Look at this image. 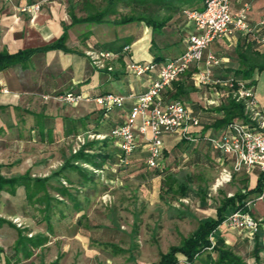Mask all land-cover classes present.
I'll use <instances>...</instances> for the list:
<instances>
[{"label": "crops", "instance_id": "obj_1", "mask_svg": "<svg viewBox=\"0 0 264 264\" xmlns=\"http://www.w3.org/2000/svg\"><path fill=\"white\" fill-rule=\"evenodd\" d=\"M245 1L249 3L248 17L250 23L255 26L254 32L243 34L235 31L230 35H221L209 44L204 50V55L210 51L220 59L219 64L211 68L213 78L236 76L252 85L259 108L264 111V51L258 47L255 38V34L264 33V24L258 25L260 21H264V0H230L232 10L236 11ZM66 2L67 0H0V50L5 49L14 53L25 48L40 47L56 42L63 33L66 34L65 48L55 47L35 52L25 61L0 69L2 168L9 163L7 161L13 153L23 151L25 141L37 143L49 142L47 140L50 139V142H54L65 134L78 135L87 132L106 134L112 126L123 121L132 98H127L123 107L113 108L107 113L103 112L93 98L106 92L137 94L146 90L155 78L156 70L141 76L127 73L125 69L127 56L115 60L111 71L96 69L86 53L92 44L100 45L115 39L129 38L132 39L129 54L133 59L149 61L160 56L158 60L156 59L160 64L185 49L187 37L193 30L183 14L173 12L166 25L155 32L141 21L135 26L134 32L126 33L124 30L113 29L109 37L101 39L93 32L92 23L71 21L70 7ZM199 2H201L200 6L197 2L193 7H202L203 0ZM36 3L39 4V10L34 13L29 11L28 6ZM203 66V62L191 64L182 76L165 87L160 98L163 102L180 98L187 108L198 116L199 125L189 128L196 137L191 141L196 140L198 149L196 154L201 158L200 161L216 167L220 166L221 169L223 157H220L217 150L205 142L203 137L210 134L208 131L205 132L206 126L221 116L220 106L230 97L228 94L230 90L224 85H197L194 81V73ZM179 83L182 84L181 88L177 87ZM180 89L184 92L183 95L174 97ZM67 91L81 93L91 99H82L74 106L62 102L60 109L56 99L43 97ZM44 118L50 119V135L44 136L47 133L46 128L41 131L39 127ZM221 129L222 127L212 131V135H218ZM163 140L166 150H178L176 147L181 138L176 134H165ZM143 143L141 140L139 147H142L145 162L146 152ZM114 147L110 149L111 152L118 154L119 149L115 145ZM181 153L187 155L186 151ZM226 164L228 165L229 162L227 161ZM2 168L1 173H3ZM238 173L247 174L249 177L248 189L255 186L258 170ZM210 191L214 193L217 190L211 185ZM261 194L262 191L251 193L247 199L252 201L251 214L257 215L258 218H264V195L260 197ZM23 199H26L25 194L23 195V185L17 186L14 193L8 190L0 191V211L7 202L23 205ZM211 210L214 213L209 216L215 214L216 208ZM218 235L242 255L247 263L264 264V227L253 235L218 227L213 237ZM14 240L15 238L12 241ZM256 241L260 246V262L254 259L252 253ZM0 243H2L1 238ZM12 259L16 260L17 257L11 255L9 260ZM4 263L0 258V264Z\"/></svg>", "mask_w": 264, "mask_h": 264}, {"label": "rangeland", "instance_id": "obj_2", "mask_svg": "<svg viewBox=\"0 0 264 264\" xmlns=\"http://www.w3.org/2000/svg\"><path fill=\"white\" fill-rule=\"evenodd\" d=\"M66 3L80 18L105 11L99 21L90 22L101 39L109 37L113 29L134 32L141 22L138 16L162 19L170 15L165 9L157 12L158 3L154 0ZM197 4L200 6L201 2ZM124 16L134 19L121 23ZM58 102L61 109L62 102ZM87 134L78 135L81 139L83 136L100 139ZM78 140L77 135L65 134L54 142L25 141L23 151L13 153L9 163L1 167L6 177L24 173L33 178L48 177V195L43 203L23 199V205L10 202L3 205L0 258L4 264H155L160 253L180 244L196 229L200 219L213 214L211 208H216L229 194L250 186L247 174L237 173L212 193L210 187L220 166L196 162L180 150L164 149L159 167H148L142 147L129 156L127 164L106 167L97 171L94 180L80 184L78 175L70 168H63L58 175L54 173L71 155ZM107 147L114 149V143L108 140ZM83 166L91 168L85 163ZM58 185L68 188L70 195L57 194L52 188ZM41 194L43 191L38 196ZM46 201L51 204L49 219L44 217ZM15 217L20 218L21 226L13 222ZM254 217L259 224L264 222V218ZM19 230L23 233V255L18 254L16 260L10 261ZM177 255L179 264H183L184 258L180 253Z\"/></svg>", "mask_w": 264, "mask_h": 264}, {"label": "built area", "instance_id": "obj_3", "mask_svg": "<svg viewBox=\"0 0 264 264\" xmlns=\"http://www.w3.org/2000/svg\"><path fill=\"white\" fill-rule=\"evenodd\" d=\"M28 10L33 13L38 11L39 4L29 5ZM248 10L249 3L245 1L236 11H233L230 0H203L201 8H184L183 15L193 27L187 37L186 47L177 56L168 58L160 64L153 60L133 59L129 54L130 44H125L118 51L89 48L86 53L96 69L111 71L113 60L127 56L125 69L129 74L141 76L156 70L155 78L146 90L140 93L123 95L106 92L93 98L101 108L107 110L113 107L121 108L127 98H132L123 121L115 125L108 134L119 149L118 166L128 163L129 156L139 147L141 140L144 142L146 165L157 168L165 149L163 140L165 134H176L179 138H191L192 133L189 128L199 125L198 116L188 109L180 98L163 102L160 95L165 87L179 78L191 64L203 62L204 66L199 67L194 73L195 83L227 86L230 90L228 94L236 101L243 103L246 115V118H234L222 127L218 135L209 137L211 146L223 154L222 166L212 188L217 190L238 172L251 173L254 170L264 172V111L259 108L252 85L236 76L213 78L211 68L218 65L220 59L210 51L204 55V50L209 44L221 35H230L235 31L243 34L254 32L255 26L249 21ZM262 24L264 21L258 23V25ZM255 38L258 47L264 51V33L255 34ZM43 97L45 99L53 97L57 101L72 106L82 99H91L87 95L73 91ZM88 134L99 136L100 139L107 136L106 134ZM77 137L79 140L76 147H73V152L85 141L84 136L82 139L81 135ZM98 171L101 172V170ZM262 195H264V190L260 197ZM251 203V200H246L247 209L237 207L231 210L218 227L246 232L250 235L255 234L261 227H264V224H259L251 214ZM13 222L17 226L22 225L19 217L13 218Z\"/></svg>", "mask_w": 264, "mask_h": 264}, {"label": "trees", "instance_id": "obj_4", "mask_svg": "<svg viewBox=\"0 0 264 264\" xmlns=\"http://www.w3.org/2000/svg\"><path fill=\"white\" fill-rule=\"evenodd\" d=\"M139 1L143 2L144 0ZM199 1L200 0H154V2L158 3V9H156L157 12L165 9L166 11L170 12V15L162 19L146 16H138L137 18L138 20L143 21L147 26H150L152 28V31L155 32L157 29H160L169 21L171 13L174 12L176 14H183L184 8H193L194 4ZM103 14H105V11L90 13L87 16L80 18L76 17L73 11L69 9V15L73 23L97 22L101 19ZM133 19L134 18L132 16H124L121 18L120 22L127 23L132 21ZM65 38L66 34L63 33L56 42L40 47L21 49L14 53H10L5 49H1L0 69L25 61L35 52L45 51L47 49L55 47L65 48ZM131 41L132 39L129 38L115 39L102 43L100 45L94 43L91 45V47L95 49L105 48L111 49L113 51H118L121 50V48L125 44H130ZM159 58L160 56L154 57L153 61L158 64L156 59L158 60ZM176 80H174L173 82H175ZM181 85L182 84L179 83L177 87L181 88ZM183 93L184 92L180 89L179 92L175 93L174 97H180L181 95H183ZM111 109L107 110L105 108H102L104 113H107ZM220 110L221 116L215 118L212 124L207 125L205 128V132L208 131L210 134L205 135L204 137L202 136L204 141L209 144V137L213 136L212 131H217L219 128L223 127L226 123L230 122L234 118H246V115L244 114L243 103L240 101H236L231 96L228 97L226 102L220 106ZM49 120V118H44L42 120V123L39 124V127L42 129L41 131H43V128H46L47 133L44 134V136L51 134V126H49ZM113 127L114 126H112L106 133L107 136L105 138H85V141L78 147V149L75 152H72L69 157L65 158L62 167L54 173H57L58 175L59 171L63 168H70L78 175V183L84 184L86 181L94 180L98 170H101L102 172L106 167L118 166L119 153L115 154V152H111L110 149L112 148L107 147L108 140H111L114 143V140L108 136L110 130ZM195 138L196 137L194 135H192L190 139L182 137L180 142L177 143L176 148L180 151H186L187 155H191L193 160L198 162L201 160V158L196 154V151L198 150L195 143L196 140L194 142H191ZM47 141L50 142L51 140L49 139ZM217 152L220 157H223L221 151L217 150ZM83 163L89 165V167L91 168L84 167ZM1 167L2 165L0 164V191L8 190L10 193H14L17 186L23 185L25 198L28 202L43 203L45 201V198L48 195V191L46 188L48 177L33 178L28 173L6 177L1 173ZM52 189L55 190L57 194H61L63 196L70 195L68 192V188L63 185L53 186ZM262 189H264V172H259L256 184L253 188L243 191H236L231 196H226L216 207V212L214 215L200 219L196 229H194L193 232L190 233L187 237H184L180 244L171 245L166 252L160 253V257L155 264H179V262L181 261L177 255L178 253H180L184 258L183 264H197V261L199 262V264H247L245 258L242 255L237 253L233 247L226 244L221 236L218 235L213 237V233L231 210L237 207L247 209L245 202L248 199V195L251 193H259L262 191ZM40 191H43V194H41V196H38V193ZM50 208V202L46 201L44 209L45 219H49L48 210ZM9 223L13 225L11 222ZM23 243V233L21 232V230H19V236L13 249L15 257H18V254L23 255ZM259 249L260 246L256 241L252 253L254 259L257 262H260ZM2 251L3 248L0 247V252Z\"/></svg>", "mask_w": 264, "mask_h": 264}]
</instances>
